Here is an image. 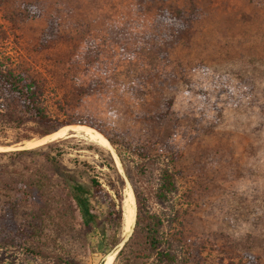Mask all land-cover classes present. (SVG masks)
<instances>
[{
    "label": "rangeland",
    "instance_id": "obj_1",
    "mask_svg": "<svg viewBox=\"0 0 264 264\" xmlns=\"http://www.w3.org/2000/svg\"><path fill=\"white\" fill-rule=\"evenodd\" d=\"M174 10L183 27L163 17ZM0 65L44 82L54 124L91 126L110 142L78 133L42 151L90 164L135 209L118 255L78 210L44 208L60 191H33L34 175L61 181L41 152L1 155L0 264H102L109 253L112 264H160L141 250L152 215L181 264H264V0H3ZM19 135L7 128L0 152L32 148ZM167 166L177 189L165 196Z\"/></svg>",
    "mask_w": 264,
    "mask_h": 264
},
{
    "label": "trees",
    "instance_id": "obj_2",
    "mask_svg": "<svg viewBox=\"0 0 264 264\" xmlns=\"http://www.w3.org/2000/svg\"><path fill=\"white\" fill-rule=\"evenodd\" d=\"M173 13L174 17H163L167 22L173 23L177 20L180 27H183L184 23L188 21L185 11L174 10ZM53 25V21L50 20L44 40L55 36L56 30ZM44 92V82L35 77L28 68L23 66L4 68L0 65V137L7 128L19 129L20 135L16 140V142H19L24 139H32L36 135L38 137L45 136L69 124H54V119L43 104L42 97ZM54 144L55 141L32 148L4 151L0 152V156L9 154L23 159L41 152L53 175L61 181V186L56 187L55 183H52L51 176L47 174L34 175V182H30L33 191L41 192L45 188L48 192L52 193L53 186L56 188L55 193L56 191L58 193L60 191L59 197L62 202L58 201L59 203L57 202V205H55L54 200L57 199L47 196L42 201L44 208L55 209L62 213V215L67 214L69 211L78 210L82 215L86 228L88 230H98L102 238L107 242L109 249L116 250L123 241L121 234L124 227L122 195H118L115 198L106 193L98 176L91 172L90 164L84 163L79 166L70 167L63 163L58 153H54L51 149L42 151L45 146L51 147ZM105 152L104 158L106 164L116 170L119 179L123 183V178L118 172L113 152L109 149H105ZM161 181L163 195L167 196V194L176 191V172L170 170L169 166L163 170ZM105 204H107L106 208H104ZM63 208L68 210H64ZM150 218L151 221L148 223L144 234V247L141 250L153 254L160 264H181L178 260V253L163 248L164 237L160 231V227L163 224L162 218L158 215H152ZM129 242V240L126 241L124 246L119 249L118 255L125 252ZM187 250L183 249V258H186L185 254H187Z\"/></svg>",
    "mask_w": 264,
    "mask_h": 264
},
{
    "label": "bare ground",
    "instance_id": "obj_3",
    "mask_svg": "<svg viewBox=\"0 0 264 264\" xmlns=\"http://www.w3.org/2000/svg\"><path fill=\"white\" fill-rule=\"evenodd\" d=\"M78 133H84L88 136L89 139L103 145V146H110V142L107 138H105L100 132L95 130L94 128L82 125V124H75V125H65L58 130L45 135L44 137L39 138H33L26 140V143L23 145V147H34V146H40L44 143H47L49 141L53 142L59 138H67L74 135H77ZM1 148V147H0ZM135 216V209L134 205L132 203L131 193L128 195L126 202H125V208H124V230L128 231L134 221ZM115 254L109 253L105 256V259L103 261V264H112L114 260Z\"/></svg>",
    "mask_w": 264,
    "mask_h": 264
},
{
    "label": "water",
    "instance_id": "obj_4",
    "mask_svg": "<svg viewBox=\"0 0 264 264\" xmlns=\"http://www.w3.org/2000/svg\"><path fill=\"white\" fill-rule=\"evenodd\" d=\"M42 137H44V136H42ZM122 243V242H121ZM121 245V244H120ZM120 248V247H119Z\"/></svg>",
    "mask_w": 264,
    "mask_h": 264
}]
</instances>
